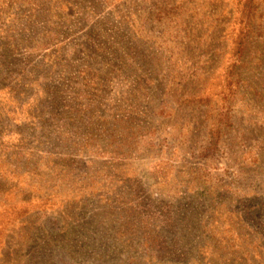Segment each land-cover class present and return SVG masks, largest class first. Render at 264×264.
<instances>
[{
  "label": "rangeland",
  "instance_id": "obj_1",
  "mask_svg": "<svg viewBox=\"0 0 264 264\" xmlns=\"http://www.w3.org/2000/svg\"><path fill=\"white\" fill-rule=\"evenodd\" d=\"M0 264H264V0H0Z\"/></svg>",
  "mask_w": 264,
  "mask_h": 264
},
{
  "label": "trees",
  "instance_id": "obj_2",
  "mask_svg": "<svg viewBox=\"0 0 264 264\" xmlns=\"http://www.w3.org/2000/svg\"><path fill=\"white\" fill-rule=\"evenodd\" d=\"M242 17H243L242 19L245 18V19L247 20V21H246V24H248L249 22H251V21H250L251 14H247V13H245V14L242 15ZM249 17H250V18H249ZM231 79L233 80V78H231Z\"/></svg>",
  "mask_w": 264,
  "mask_h": 264
}]
</instances>
